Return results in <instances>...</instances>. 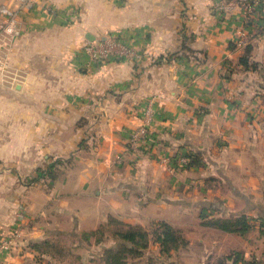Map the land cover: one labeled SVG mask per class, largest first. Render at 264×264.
<instances>
[{"label": "crops", "instance_id": "crops-1", "mask_svg": "<svg viewBox=\"0 0 264 264\" xmlns=\"http://www.w3.org/2000/svg\"><path fill=\"white\" fill-rule=\"evenodd\" d=\"M221 2L0 0L19 29L0 72V239L26 243L0 264H46L32 244L115 215L168 222L200 263L233 252L264 263V0ZM99 41L115 56L87 68L84 46ZM246 45L254 68L239 63ZM149 105L152 139L129 151ZM186 154L198 163L180 169ZM51 163L53 178H39ZM240 216L242 234L205 224Z\"/></svg>", "mask_w": 264, "mask_h": 264}, {"label": "rangeland", "instance_id": "rangeland-1", "mask_svg": "<svg viewBox=\"0 0 264 264\" xmlns=\"http://www.w3.org/2000/svg\"><path fill=\"white\" fill-rule=\"evenodd\" d=\"M148 143L139 146L137 150L148 147ZM127 149L131 151L128 147ZM184 158L187 159L185 156H179L177 161L179 162L180 159H184ZM185 165L186 164L184 163L180 164L179 162L178 168L180 169L185 168ZM110 218L112 219L111 222L103 229H99L101 231L100 234H97L96 236H92L87 240L84 238L85 236L82 235L81 233L78 239L67 238V237H51L49 239L50 241H48L49 242L48 245L41 244V250L42 249L44 251L48 250V255L50 254L54 255L52 259H44L46 261V264L50 262L51 264H89L83 261V257L85 256L87 250L91 253V256L93 255L91 258V264H106L104 261L105 259V255L103 254L104 250L107 248L120 247L119 245L122 242V240L119 239L117 236H115L114 233L118 230H127V225H128L122 223L121 221H118L119 219L117 218L116 215L111 216ZM155 222L168 223L164 220H159V221L157 220V221H152L149 225H145V226L131 225L132 227H138V229L141 228L140 230L142 232L144 231L147 237H146V241L144 240L143 242H146L147 246L143 250L125 251L122 254L123 264H205L197 261L200 252V248H198V246L192 249L191 248L187 249L186 247L179 248L177 250L171 251L170 255L168 256L166 254H162L160 250V246L156 242H154L155 240L154 232L157 230V226H153V223ZM104 225H106V223ZM176 230L180 231L183 236L182 230L179 229ZM2 234L4 236L10 235L13 238L14 247L11 253L17 252L21 248L20 247L21 244L26 245V243H24V240L22 241L19 239L18 232L5 230L3 231ZM98 238L101 239V242L96 244L95 239ZM208 249L212 250L213 248H208ZM11 253H6L2 257L8 258L9 256L12 255Z\"/></svg>", "mask_w": 264, "mask_h": 264}, {"label": "trees", "instance_id": "trees-1", "mask_svg": "<svg viewBox=\"0 0 264 264\" xmlns=\"http://www.w3.org/2000/svg\"><path fill=\"white\" fill-rule=\"evenodd\" d=\"M251 46L246 45L243 50V55L240 58V65L244 68H254L255 65L251 64L249 61V53H250ZM169 58V56H167ZM185 157L187 158L188 162L185 167L195 166L198 163V159L194 154H186ZM54 163L48 165L45 169L39 170L38 177L39 178H53V170H54ZM111 218H109L106 225L101 224L96 230L90 232H83L85 239H89L92 236H96L100 234L101 231L99 229H103L111 222ZM207 226L214 227L221 229L225 232H234V233H243L244 231L248 230V226L246 224V217L240 216L235 219H209L205 222ZM153 226H157V230L154 232L155 240L159 246L162 254H166L167 256L170 255V252L173 250H177L179 248H184L187 246L186 239L182 236V233L173 227H171L168 223L165 222H155ZM138 229V227H132L131 225H127V230H118L114 233L119 239L122 240L120 243V247L115 248H107L104 250L105 255V263L106 264H123V256L122 254L125 251H137L143 250L146 248L147 244L146 241L147 235ZM143 229V228H142ZM101 239H95V243H100ZM142 242V243H141ZM47 242L36 243L32 244L31 247L33 250L39 253H46L48 254V250L44 251L41 250V244L48 245ZM117 246V245H116ZM54 257L53 254H50ZM214 264H258V261H246L241 257L238 252H233L227 256L218 258Z\"/></svg>", "mask_w": 264, "mask_h": 264}, {"label": "built area", "instance_id": "built-area-1", "mask_svg": "<svg viewBox=\"0 0 264 264\" xmlns=\"http://www.w3.org/2000/svg\"><path fill=\"white\" fill-rule=\"evenodd\" d=\"M26 5L31 8L33 7V4H35V0H25ZM242 7L244 6V9L248 10V5L246 4V0H222V2L219 4L220 8H223L224 11H227L233 7ZM3 14L7 16V20L4 22V24L1 26L0 29V72L4 73L7 69V49L6 47L9 46L11 43V40L18 35L19 29L17 26V21L15 19V14L11 11H8L5 8H2L0 10ZM243 43V41L239 42ZM119 48L117 56L125 55L131 57V52L117 44ZM115 48V42L114 41H99V42H88L84 46L85 52L89 56V63H86V67H90V63H94L96 65H102L107 62L111 56H115L114 53ZM152 119V109L149 105L147 108L143 111V120L142 124L139 125L130 135V138L128 140V148L131 151L137 150V148L145 143H148L151 140L148 125ZM180 163H187V159H180ZM178 162V163H179ZM13 238L12 236H2L0 239V257H2L6 253H11L13 250ZM258 264H264V263H258Z\"/></svg>", "mask_w": 264, "mask_h": 264}]
</instances>
